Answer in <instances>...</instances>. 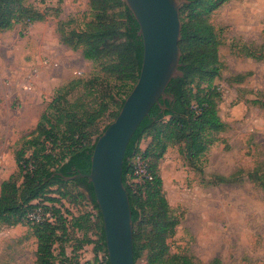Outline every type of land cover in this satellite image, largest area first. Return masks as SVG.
Here are the masks:
<instances>
[{
    "label": "rangeland",
    "instance_id": "obj_1",
    "mask_svg": "<svg viewBox=\"0 0 264 264\" xmlns=\"http://www.w3.org/2000/svg\"><path fill=\"white\" fill-rule=\"evenodd\" d=\"M24 6L36 20L0 31V190L10 178L21 185L16 154L31 155L26 141L38 135L42 114L59 89L73 80L99 78L95 92L117 98L120 87L105 81L102 65L85 60L81 48L72 50V33L85 30L92 19L88 0H26ZM118 11L113 7L109 14L117 19ZM207 22L219 43L218 74L210 84L195 80L187 88L203 94L215 89L217 112L227 128L214 135L217 141L198 162H188L178 147L159 161L162 193L177 226L165 240L166 250L153 257L150 249L142 250L135 264H264V0H227ZM67 101L69 108L80 106L78 116L92 110V98L81 86ZM115 111L112 106L96 122L89 144L113 122ZM44 124L51 128L53 118ZM149 143L144 138L139 149ZM49 190L48 198L57 201L43 205H55L69 217L89 212L74 181ZM33 212L46 218L42 206ZM36 220L0 227V264H38L29 225ZM57 228L53 264L86 262L87 252L76 249L71 229ZM145 243L142 239L139 246Z\"/></svg>",
    "mask_w": 264,
    "mask_h": 264
},
{
    "label": "trees",
    "instance_id": "obj_2",
    "mask_svg": "<svg viewBox=\"0 0 264 264\" xmlns=\"http://www.w3.org/2000/svg\"><path fill=\"white\" fill-rule=\"evenodd\" d=\"M25 1L0 0V31H8L17 24H30L36 20L24 6ZM88 1L92 19L85 30L72 33V50L81 48L85 60L102 65L106 72L103 79L112 81L114 87L120 86L117 98L102 91L95 92L99 78L73 80L59 89L42 114L36 128L38 135L26 141L28 148L33 149L31 155L25 158V152L16 154L18 172L23 179L21 185L17 186L10 178L2 183L0 190V227L25 222L26 216L38 205L42 206L44 215L50 213L54 217L53 223L46 219L36 224L29 223L37 239L38 264H53L58 225H61L63 233L71 229L78 243V251L90 243L88 232L91 230V220L88 212L69 217V213L61 212L55 205L43 204L57 201L48 198L51 186L65 184V178L89 173L94 148V144H89L92 129L112 106L116 109L113 119L116 118L138 79L142 64L143 43L138 35L139 26L122 0ZM189 2L180 11L182 36L178 46L182 54L180 70L184 76L171 80L165 93L172 96L173 101L160 100V105L165 106V109L155 105L150 110L131 138L124 155L122 182L132 213L134 264L142 250L150 249L152 257L156 250L159 253L166 250L165 240L174 234L177 226V221L169 216V206L162 193L159 161L169 148L178 147L179 154L188 162H198L217 141L214 135L223 133L227 128L217 112L213 97L216 90L203 94L204 91L193 93L187 88L188 83L195 80L199 84L207 80L210 84L218 74L219 43L207 18L227 0ZM113 7L119 10L117 19L109 14ZM78 86L92 98V110H83L79 116L76 108L80 106L76 104L74 108H69L72 106L68 107L67 101L70 92ZM50 118H53L54 124L47 128L44 122ZM41 138L44 140L39 143ZM144 138H149L150 143L145 150H140L139 145ZM137 155L146 160L150 176L142 184L132 182L133 159ZM74 183L83 191L84 196H81L87 204L96 211V223L93 226L97 232L95 252L103 253V264H108L101 218L95 205L92 186L84 178H78ZM35 201L41 203L35 205ZM142 239L146 243L140 247ZM61 254L64 255L63 250ZM154 261H159L158 255ZM213 264L219 263L214 261Z\"/></svg>",
    "mask_w": 264,
    "mask_h": 264
},
{
    "label": "water",
    "instance_id": "obj_3",
    "mask_svg": "<svg viewBox=\"0 0 264 264\" xmlns=\"http://www.w3.org/2000/svg\"><path fill=\"white\" fill-rule=\"evenodd\" d=\"M139 26L143 58L138 79L124 100L116 118L97 138L84 178L92 186L101 218L108 264H134L133 221L127 191L122 182L126 148L134 133L160 100L173 101L165 93L173 79L183 78L180 70L182 36L180 11L189 0H122Z\"/></svg>",
    "mask_w": 264,
    "mask_h": 264
},
{
    "label": "built area",
    "instance_id": "obj_4",
    "mask_svg": "<svg viewBox=\"0 0 264 264\" xmlns=\"http://www.w3.org/2000/svg\"><path fill=\"white\" fill-rule=\"evenodd\" d=\"M150 176L147 169V163L146 160L141 158V156H136L133 159V173H132V182L134 184H142L144 181L149 180ZM40 211V210H39ZM35 212H32L26 216L27 220L33 221L34 218H37L36 222L39 223L42 220L46 219L48 222L53 223L54 217L50 213H46L44 216L46 218L40 219L39 216L34 217ZM82 264H103V260L101 258L98 259L97 262L95 261H86Z\"/></svg>",
    "mask_w": 264,
    "mask_h": 264
},
{
    "label": "crops",
    "instance_id": "obj_5",
    "mask_svg": "<svg viewBox=\"0 0 264 264\" xmlns=\"http://www.w3.org/2000/svg\"><path fill=\"white\" fill-rule=\"evenodd\" d=\"M90 214V220H91V230L88 232V238L90 239V243L86 244L84 246V248L80 251V253L86 251L87 254L84 255L85 261H94L96 256L98 257L97 259L101 258L103 260V253L95 252V247H96V239H97V232H96V228L93 227L96 223V211L89 206V212Z\"/></svg>",
    "mask_w": 264,
    "mask_h": 264
}]
</instances>
